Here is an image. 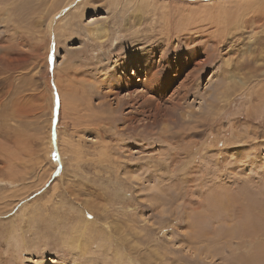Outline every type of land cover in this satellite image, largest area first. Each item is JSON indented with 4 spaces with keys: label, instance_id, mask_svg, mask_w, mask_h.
I'll return each instance as SVG.
<instances>
[{
    "label": "rangeland",
    "instance_id": "1",
    "mask_svg": "<svg viewBox=\"0 0 264 264\" xmlns=\"http://www.w3.org/2000/svg\"><path fill=\"white\" fill-rule=\"evenodd\" d=\"M224 1L0 0V264H264V12Z\"/></svg>",
    "mask_w": 264,
    "mask_h": 264
},
{
    "label": "bare ground",
    "instance_id": "2",
    "mask_svg": "<svg viewBox=\"0 0 264 264\" xmlns=\"http://www.w3.org/2000/svg\"><path fill=\"white\" fill-rule=\"evenodd\" d=\"M218 1H223V2H225L224 0H218ZM247 2H258L259 1V7H260V9L261 10H263V12H264V0H246ZM245 2V1H244ZM212 3H205V6L206 7H208L209 5H211ZM244 6H245V4H244ZM250 10H253V9H250ZM255 13V12H254ZM4 16V15H3ZM60 30V29H59ZM215 30V29H214ZM213 30V31H214ZM215 32V31H214ZM6 47V46H5ZM3 49V48H2ZM254 69V68H253ZM153 74H155V73H153ZM157 74V73H156ZM251 76V75H250ZM147 78V77H146ZM153 80L155 79V76H153V78H152ZM57 84V83H56ZM165 88V87H164ZM57 90V89H56ZM61 90V89H60ZM61 103V102H60ZM154 117V116H153ZM130 128H131V126H130ZM47 141V140H46ZM49 141V140H48ZM50 142V141H49ZM48 142V143H49ZM47 147V146H46ZM229 198H230V196H229ZM228 198V199H229ZM232 198V197H231ZM229 201V200H228ZM210 202V201H209ZM233 202V201H232ZM210 203H212V202H210ZM219 204H220V202H219ZM233 204L235 205V201L233 202ZM232 204V205H233ZM220 205H222V204H220ZM225 205H227L226 203H225ZM210 206H212V205H210ZM235 206H237V205H235ZM235 206H232V208L234 207V208H236V209H242V208H237V207H235ZM239 206L241 207V205L239 204ZM219 207L220 206H218V208L217 209H219ZM214 208V207H213ZM221 208V207H220ZM244 208V207H243ZM228 210H230V209H228ZM235 210V209H234ZM234 210H231V214H232V212L234 211ZM214 211V210H213ZM223 211V210H222ZM224 212H225V210H224ZM228 211H226L225 213H227ZM230 213V212H229ZM233 214H236L235 212L233 213ZM245 216V215H244ZM243 217V216H242ZM243 219V218H242ZM248 219V218H247ZM242 230L243 231H245V232H251V233H254L255 231H256V229L255 228H253L251 225H249L247 222H245L243 225H242ZM264 230V229H263ZM235 234V233H234ZM242 235V234H241ZM240 235V236H241ZM244 235V234H243ZM238 235H236L235 237H237ZM246 236V235H245ZM239 237V236H238ZM259 237V236H258ZM251 238V237H250ZM248 241V240H247ZM254 241V240H253ZM257 243V242H256ZM250 246V245H249ZM253 249V248H252Z\"/></svg>",
    "mask_w": 264,
    "mask_h": 264
}]
</instances>
